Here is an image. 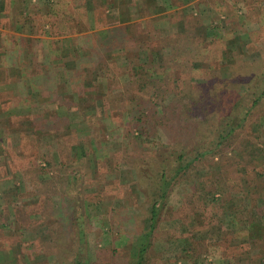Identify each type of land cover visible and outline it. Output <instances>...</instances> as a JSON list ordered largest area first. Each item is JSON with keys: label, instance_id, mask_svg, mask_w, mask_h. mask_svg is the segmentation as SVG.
Segmentation results:
<instances>
[{"label": "rangeland", "instance_id": "rangeland-1", "mask_svg": "<svg viewBox=\"0 0 264 264\" xmlns=\"http://www.w3.org/2000/svg\"><path fill=\"white\" fill-rule=\"evenodd\" d=\"M123 23L106 50L105 29ZM208 26L223 37L213 63L224 73L236 55L263 65L264 0H0V264H130L148 205L123 161L139 152L130 107L109 101L128 81L126 59H145L139 46L162 65L161 38ZM207 177L209 196L168 197L148 264H264V99L179 185Z\"/></svg>", "mask_w": 264, "mask_h": 264}, {"label": "trees", "instance_id": "trees-1", "mask_svg": "<svg viewBox=\"0 0 264 264\" xmlns=\"http://www.w3.org/2000/svg\"><path fill=\"white\" fill-rule=\"evenodd\" d=\"M129 25L123 23L105 29L104 34L109 38L106 50L113 49L114 34L120 29H129ZM209 28L203 37L192 35L185 29L167 35L163 41L161 38V49L167 50L161 58L162 65L148 57V53H153L152 49L139 46V51L147 52L145 59L139 56L126 59L123 68L129 73L128 81L116 91V98L106 100L114 104L125 101L130 107L129 116L137 131L134 137L139 152L133 156L124 154L123 161L129 164L148 205L146 224L138 237L130 264H148V249L153 242L156 224L172 193L184 190L185 203L210 195L204 188L209 177L186 187L180 186L179 182L201 159L230 147L253 109L264 99V63L259 68L258 65L253 67V63L236 55L229 65L230 70L224 73L220 65L213 63L222 58L225 47H219V52L217 47L223 37L217 32L218 27ZM259 49L263 57L264 39ZM100 60L104 71L110 70L105 59ZM251 68H254V74H251ZM174 70L190 76L186 79H182V74L171 77L170 72ZM194 75L201 78L199 83L192 82ZM114 84H117L115 80ZM83 141L84 146L87 145L88 137ZM241 142L253 143L249 139ZM232 150V155H237V151ZM259 152L260 149H251L248 156ZM41 158L51 166L49 154H43ZM180 238L182 234L176 231L167 242ZM74 264L92 263L85 257L76 258Z\"/></svg>", "mask_w": 264, "mask_h": 264}]
</instances>
